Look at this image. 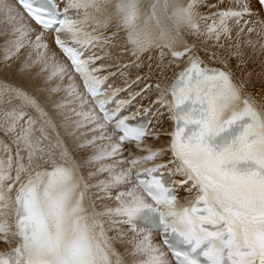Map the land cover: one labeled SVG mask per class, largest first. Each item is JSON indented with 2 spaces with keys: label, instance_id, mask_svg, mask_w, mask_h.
<instances>
[{
  "label": "snow or ice",
  "instance_id": "obj_1",
  "mask_svg": "<svg viewBox=\"0 0 264 264\" xmlns=\"http://www.w3.org/2000/svg\"><path fill=\"white\" fill-rule=\"evenodd\" d=\"M0 248L264 264V0H0Z\"/></svg>",
  "mask_w": 264,
  "mask_h": 264
},
{
  "label": "bare ground",
  "instance_id": "obj_2",
  "mask_svg": "<svg viewBox=\"0 0 264 264\" xmlns=\"http://www.w3.org/2000/svg\"><path fill=\"white\" fill-rule=\"evenodd\" d=\"M136 103H138V102H136ZM145 103H147V101H145ZM134 110V109H133ZM147 120V119H146ZM184 195V194H183ZM183 195H181V197L183 196ZM4 249L3 248H0V251H3Z\"/></svg>",
  "mask_w": 264,
  "mask_h": 264
}]
</instances>
